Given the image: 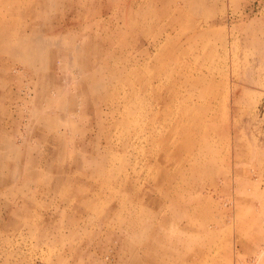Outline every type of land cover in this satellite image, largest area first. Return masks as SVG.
Returning <instances> with one entry per match:
<instances>
[{"label": "rangeland", "instance_id": "rangeland-1", "mask_svg": "<svg viewBox=\"0 0 264 264\" xmlns=\"http://www.w3.org/2000/svg\"><path fill=\"white\" fill-rule=\"evenodd\" d=\"M0 14V264H264V0Z\"/></svg>", "mask_w": 264, "mask_h": 264}, {"label": "bare ground", "instance_id": "bare-ground-1", "mask_svg": "<svg viewBox=\"0 0 264 264\" xmlns=\"http://www.w3.org/2000/svg\"><path fill=\"white\" fill-rule=\"evenodd\" d=\"M0 17H3V14H0ZM22 45H27L28 47V53L26 55V57L29 59V62H31L32 64L34 62H36V60L39 59V56H41V52L44 51L43 50V42L39 39H36V38H31L30 40H28L27 43H24L22 42L21 43ZM16 48V46L14 45H8V50H11V51H14ZM201 82V81H200ZM207 83V82H206ZM203 87V86H202ZM207 93V92H206ZM211 94H212V91H211ZM211 96V95H210ZM127 102V101H126ZM206 102V101H205ZM211 102V101H210ZM205 104V103H204ZM206 107V106H205ZM193 110V109H192ZM202 110V109H201ZM218 112V111H217ZM206 114V112L204 113ZM221 116V115H220ZM200 117V116H199ZM212 120V119H210ZM217 120V119H216ZM209 122V121H208ZM217 122V121H216ZM219 122V121H218ZM184 123V122H183ZM197 124V122H196ZM208 124V123H207ZM189 126V125H188ZM177 127V126H176ZM172 128V127H171ZM179 129V128H178ZM184 129V128H183ZM195 129V128H194ZM212 129V128H211ZM178 131V130H177ZM195 131V130H194ZM201 132V131H200ZM189 133V132H188ZM217 133V132H216ZM197 134V133H196ZM210 135V134H209ZM216 135V134H215ZM206 137V136H205ZM215 137V136H214ZM187 139V138H186ZM210 139V138H209ZM186 141V140H185ZM202 141V140H201ZM215 141V140H214ZM165 142V141H163ZM176 142V141H175ZM169 144V143H168ZM189 144V143H188ZM192 144V143H191ZM197 144V143H196ZM163 145V144H162ZM194 145V144H192ZM5 146V145H4ZM164 146V145H163ZM167 147V146H166ZM114 148V147H113ZM218 148V147H217ZM0 149H10L11 150V147H0ZM215 157V156H214ZM190 174V173H189ZM207 174V173H206ZM153 175V174H152ZM168 173L167 171L165 172H162V178L161 179H166ZM202 175V174H201ZM178 176V175H177ZM176 174L174 175V177H172L173 179L175 177H177ZM212 178V177H211ZM181 179H183V177L181 176ZM215 179V178H214ZM209 182V181H208ZM210 185H214V181L212 179ZM196 188V187H194ZM198 198V197H197ZM196 198V199H197ZM193 201V200H192ZM198 201V200H197ZM185 202V201H184ZM200 201H198L199 203ZM245 206V205H244ZM253 206V204H251V207ZM259 206L260 207H264V198L262 199L261 203H259ZM253 208V207H252ZM136 209V208H134ZM138 212V211H137ZM177 214V213H176ZM179 215V214H178ZM178 221V220H177ZM143 223H141V221L137 224L136 228H142ZM149 225V224H148ZM147 225V226H148ZM193 225L192 222H188L185 226L188 227V228H191V226ZM179 232V231H178ZM182 233V232H180ZM188 236V235H187ZM150 238V237H149ZM148 238V239H149ZM153 238V237H151ZM170 238V236H169ZM147 239V238H146ZM192 239V238H191ZM198 239V238H197ZM197 239L193 240V241H189L187 242L186 244H181L180 246L176 247L175 249L174 248H171V247H168L166 246L165 244H160L159 248L161 250H163V253L164 255L166 250L168 252H172L176 255V257H178L180 260H183V261H188L190 264H206L208 259L210 258V254H209V248L205 247V245L202 244H198L197 242ZM153 240V239H152ZM199 240V239H198ZM148 241V240H147ZM185 241V239H184ZM169 242V241H168ZM186 242V241H185ZM164 243V242H163ZM167 243V242H166ZM170 243V242H169ZM153 244V243H152ZM207 244V243H206ZM209 246V245H208ZM185 247V248H184ZM164 255H161V257L158 259L157 261V264H172V257L170 256H164ZM154 262V261H153ZM213 262V261H212ZM215 263H218V259H215L214 260ZM143 263V262H142ZM155 263V262H154ZM151 264H152V261H151Z\"/></svg>", "mask_w": 264, "mask_h": 264}]
</instances>
